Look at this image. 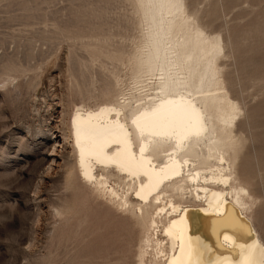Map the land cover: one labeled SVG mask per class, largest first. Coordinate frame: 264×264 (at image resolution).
I'll return each instance as SVG.
<instances>
[{"label":"rangeland","instance_id":"obj_1","mask_svg":"<svg viewBox=\"0 0 264 264\" xmlns=\"http://www.w3.org/2000/svg\"><path fill=\"white\" fill-rule=\"evenodd\" d=\"M141 1L0 0V264H148L158 248L80 178L69 142L75 105L133 85ZM158 6L234 108L235 202L264 241V0Z\"/></svg>","mask_w":264,"mask_h":264},{"label":"bare ground","instance_id":"obj_2","mask_svg":"<svg viewBox=\"0 0 264 264\" xmlns=\"http://www.w3.org/2000/svg\"><path fill=\"white\" fill-rule=\"evenodd\" d=\"M161 2L141 1L147 28L128 92L71 109L79 176L118 199L158 247L148 264H264V241L235 202L234 108L212 86L211 65L192 70Z\"/></svg>","mask_w":264,"mask_h":264},{"label":"snow or ice","instance_id":"obj_3","mask_svg":"<svg viewBox=\"0 0 264 264\" xmlns=\"http://www.w3.org/2000/svg\"><path fill=\"white\" fill-rule=\"evenodd\" d=\"M218 223H223V221H220V220H213V224H218ZM225 227H231V225H228V224H225L224 225Z\"/></svg>","mask_w":264,"mask_h":264}]
</instances>
